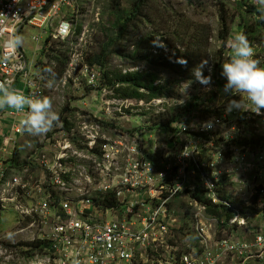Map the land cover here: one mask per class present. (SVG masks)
Segmentation results:
<instances>
[{"label":"built area","instance_id":"built-area-1","mask_svg":"<svg viewBox=\"0 0 264 264\" xmlns=\"http://www.w3.org/2000/svg\"><path fill=\"white\" fill-rule=\"evenodd\" d=\"M76 2L0 0V82H20L14 87L35 97L37 76L30 75L22 48L7 41L24 23L51 29L53 38L69 37L71 22L62 10ZM90 11L97 21L98 6ZM95 74L90 68L88 77ZM64 84L62 77L58 87ZM119 98L87 119L77 114L61 122L42 135L44 149L21 163V154L9 159L24 136L22 114L0 110L1 120H9L7 129L0 127V219L7 211L15 218L13 231L0 228V264H217L220 258L264 264V150L230 140L241 138L258 114L235 109L227 129L223 108L208 105L207 114L148 127L137 109L169 116L166 99ZM138 113L141 122H132ZM230 185L255 194L246 204H260L258 226L237 241L233 231H242L249 210L234 204ZM225 227L232 228L230 238L217 236ZM189 234L198 244L188 250L181 242Z\"/></svg>","mask_w":264,"mask_h":264},{"label":"rangeland","instance_id":"rangeland-1","mask_svg":"<svg viewBox=\"0 0 264 264\" xmlns=\"http://www.w3.org/2000/svg\"><path fill=\"white\" fill-rule=\"evenodd\" d=\"M248 1V0H247ZM253 0H249L250 4ZM243 7L249 4L248 2H242ZM109 0H77L73 7H65L62 10V16L66 17L71 22L72 31L70 36L67 38H53L55 40V48L60 50V52H52L51 62L46 54H41L40 49H42L43 41L46 35L50 34L51 29H46L42 32L41 29L33 27L28 23H24L21 28L18 30V35H22L24 38V44L21 47L24 53V56L28 63V70L32 76H37V88L34 98H40L43 96H48L52 99L53 108L59 114V121L55 124L53 128L58 127L61 122L66 121V119L73 120L76 115H80L83 119L90 117V111H97L98 108L103 107L104 104L108 103H117L121 102L124 99H120L115 96L114 91L111 88L103 85L101 81V72L103 71V66L98 64L89 65L85 61V53L96 52L101 46V44L114 34V28L112 23V18L109 8ZM222 5L223 9L229 15L233 16L232 22L229 24V34L226 38V45H222V40L217 38L219 27H218V8ZM98 6L99 14L98 20H92L93 15L91 9ZM146 13L155 19H160L161 17L167 20V23H176L180 27H184L183 31L185 34H189L192 37V34H196L198 31H208V64L203 70L204 76H211L212 82L211 85L207 88L206 86L197 82L195 77L192 74V70L195 66L198 65L195 60V51L190 52V59H187V65L185 68L178 74L165 73L161 72L163 69L161 66H150L152 69H156L157 79L160 82H169V93L164 96L168 107L170 108V115L174 117L176 110L183 107H192L191 112L184 116H193L196 113L201 114L204 112L208 113L206 106L213 105L215 109L223 108V112L228 115L229 121H227V129L230 126V119L234 118L233 109L231 112H226L227 105L230 100H239L240 96L231 95L224 91V85L226 79L221 75V64L227 62L230 58V49L228 47V42L234 37L238 32H242L239 22L241 19H244V23H250L253 21V18H247L245 12H243L238 6V0H156L152 2L151 5L145 10ZM249 21V22H248ZM85 26L83 32H81V27ZM152 27V26H151ZM160 24L157 28L150 30L147 26L144 27L143 24L137 26L136 35H139L140 38L143 36H151L153 33L155 35L154 41H157L158 44L163 49V52H167V48L164 45L163 40L160 38L163 34ZM76 29H78V34L76 35ZM32 36L38 37L37 39H32ZM66 40L61 44L60 41ZM260 40H263L261 37ZM186 42L189 45L192 43V39H186ZM259 44H256L255 54L260 55ZM116 50L121 54H126V48L124 42H120L116 45ZM131 46L128 48L131 50ZM183 46H175L174 49L183 51ZM207 46L205 47V49ZM62 51V53H61ZM159 49L152 48L151 54L160 55ZM179 53V52H178ZM174 52L170 53L169 57H173ZM176 55H178L176 53ZM55 62H54V59ZM106 58V70H111L116 67H120L123 71L125 69L131 70L138 68V70H144L145 64L138 63L132 64L129 59L121 58L117 52L109 54ZM173 60V58H172ZM153 61L160 63L161 57L154 56ZM195 63V64H194ZM264 61L262 60L261 64ZM62 68L60 76H57L59 67ZM98 71V75L94 76L93 79L88 77L90 68ZM149 66V65H148ZM52 67L54 69V85L48 87L47 83L50 79L53 78L52 74L45 72L44 69ZM63 77L65 84L62 88H59V80ZM129 100V99H128ZM134 103L133 99H130ZM152 108V107H151ZM206 109V110H205ZM141 110L143 113L144 122H148V127H154L159 125L161 128L166 127V122H162L154 119L157 114L156 109H148L145 106H142ZM180 110V111H181ZM132 122H141V115L138 113L132 115ZM161 119V118H160ZM6 126H9V120L6 122L2 121L0 118V127L5 130ZM247 127V126H246ZM251 131L246 129L243 130L241 138L242 141L245 139H252L256 142L249 143L245 146H249L250 149H255L260 145V148L264 150V118L262 116L256 115L253 125H251ZM122 130V129H119ZM238 137H233L230 140L236 142ZM245 138V139H244ZM258 138V139H256ZM244 143H240L242 146ZM221 145V144H220ZM228 146L231 144L228 142ZM16 147L13 150V154H21L22 158L18 160L21 161L26 155H28L33 150H43L45 147V139L42 136H30L24 133L23 138L20 142L16 143ZM242 148V147H240ZM244 149V148H243ZM230 195L234 204L239 207L248 208V220L243 226V229H236L233 231L234 240H241V233L243 235L249 234L255 227L258 226L260 219V204L250 205L246 204L247 202H252L255 194H250L248 189L244 191H238L233 188L232 185L228 186ZM176 210L183 211L184 207L181 209L176 206ZM15 222L14 214L12 211H7L2 214L0 219V228L4 230L8 225H12ZM181 225V224H180ZM232 228L225 227L224 232L219 233L217 236L230 238V231ZM220 231H223L220 228ZM9 235V234H8ZM190 236V238H189ZM188 239H185L181 244L186 245V249H191L194 246L195 240L198 244V239L196 235L189 234ZM9 238L16 240L17 236L11 234ZM199 251V245H198ZM229 259L220 258L217 264H230Z\"/></svg>","mask_w":264,"mask_h":264},{"label":"trees","instance_id":"trees-1","mask_svg":"<svg viewBox=\"0 0 264 264\" xmlns=\"http://www.w3.org/2000/svg\"><path fill=\"white\" fill-rule=\"evenodd\" d=\"M156 0H109V8L110 14L113 16V28L114 34L111 37H107V39L99 46L96 52L85 53V61L89 65L98 64L103 66V71L101 72V81H103V85L111 88L115 95L121 98H135V99H143L144 101H149L150 99L163 98L169 92V82H160L157 79V70L150 68V66H161L165 73L178 74L185 68V65L181 63L182 60L190 59V52L195 51V60L198 64L202 60H207L208 58V31H198L196 34H185L183 31L184 27L180 29V27L176 23H167V20L164 18L155 19L150 13H146L145 10ZM242 2L246 3L247 6L243 7ZM252 2V1H251ZM238 6H240L241 10L245 12L247 18H253V21L245 24L242 18L239 22L240 28L243 33H245L252 44L253 48H256V44L264 46V22H260L257 19L258 13L252 2L250 4L249 0H238ZM233 16L226 13L220 4L218 8V35L217 38L222 40V45H226V38L229 34V24L232 22ZM249 22V21H248ZM139 24H143L144 27H148L150 30L157 28L158 24H160V28L163 30V34L161 35V39L164 42L165 47L167 48V52H163L162 47L158 44L157 41H154L155 35L154 33L151 36H143L140 38L139 35H136L137 26ZM152 26V27H151ZM78 34V29H76V35ZM263 37V40H260ZM192 39V43L186 42V39ZM66 40L60 41L61 44H64ZM120 42H124L126 48V54H121L116 50V45ZM181 45L183 46V51H179L174 49L175 46ZM44 46V47H43ZM132 47L129 50V47ZM207 48L205 49V47ZM42 49H40L41 54H46L49 58V62L52 60V56L50 53L52 52H60L55 48V40L51 38L48 34L45 36ZM156 48L159 49L160 55L151 54V49ZM256 50V49H255ZM259 54H262L263 48L259 49ZM117 52L121 55L123 59H129L132 64L143 63L145 64L144 70H138V68H134L131 70L125 69L124 71L120 67L113 68L111 70H106V56L109 54ZM174 52L175 55L173 57H169L170 53ZM179 52V53H178ZM62 53V51H61ZM176 53L178 55H176ZM161 57V62L157 63L153 61V57ZM259 55L256 56V58ZM173 58V60H172ZM54 59V58H53ZM55 62V59H54ZM188 64V63H187ZM195 64V63H194ZM149 65V66H148ZM261 65H264L261 64ZM59 70L57 72V76H60L62 68L58 67ZM192 107H183L182 110L178 109L175 112V116H156L154 119H157L159 122L165 121L169 123L175 118H180L189 112H191ZM181 110V111H180ZM161 118V119H160ZM251 125L246 127V130L251 131ZM239 138L236 142H232L234 144L244 143L243 145H247L249 143L256 142L252 139ZM258 139V138H256ZM220 208L212 209L213 212L219 213ZM224 214L227 218L231 217V214L228 211H225Z\"/></svg>","mask_w":264,"mask_h":264},{"label":"clouds","instance_id":"clouds-1","mask_svg":"<svg viewBox=\"0 0 264 264\" xmlns=\"http://www.w3.org/2000/svg\"><path fill=\"white\" fill-rule=\"evenodd\" d=\"M253 3L258 13L257 19L264 22V0H253ZM23 44L24 38L18 34H13L7 41V46L14 50ZM228 47L230 58L221 64V75L226 79L224 91L231 95L238 94L240 99L230 100L226 112L239 109L259 115L264 111V65L256 58L255 50L245 33H236L228 42ZM181 63L187 65L186 60H182ZM207 64V60H202L192 70L196 81L205 85L206 90L212 82L210 75H203ZM44 71L52 74L53 78L47 83L48 87H52L54 69L48 67ZM5 109H13L22 114L18 121V129L22 134L30 136L46 135L59 121V114L54 110L50 97L33 98L23 90L15 88L12 80L0 82V110Z\"/></svg>","mask_w":264,"mask_h":264},{"label":"crops","instance_id":"crops-1","mask_svg":"<svg viewBox=\"0 0 264 264\" xmlns=\"http://www.w3.org/2000/svg\"><path fill=\"white\" fill-rule=\"evenodd\" d=\"M16 85V86H15ZM15 85H13V86H15V87H17V88H19L20 87V82L18 83H15ZM259 116H262L263 118H264V114H259ZM231 120V119H230ZM3 121V120H2ZM5 122V121H4ZM18 156H20V154H13V156L9 159V161H13V160H15ZM262 182L264 183V178L262 177ZM9 228V232H11V231H13L14 230V225H8L5 229H8ZM4 229V230H5ZM242 234V233H241Z\"/></svg>","mask_w":264,"mask_h":264},{"label":"bare ground","instance_id":"bare-ground-1","mask_svg":"<svg viewBox=\"0 0 264 264\" xmlns=\"http://www.w3.org/2000/svg\"><path fill=\"white\" fill-rule=\"evenodd\" d=\"M49 35H50V34H49ZM50 36H51V35H50ZM254 119H255V118H254ZM254 119H253V120H254Z\"/></svg>","mask_w":264,"mask_h":264}]
</instances>
